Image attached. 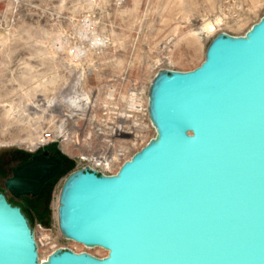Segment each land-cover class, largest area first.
Masks as SVG:
<instances>
[{
    "label": "water",
    "instance_id": "obj_1",
    "mask_svg": "<svg viewBox=\"0 0 264 264\" xmlns=\"http://www.w3.org/2000/svg\"><path fill=\"white\" fill-rule=\"evenodd\" d=\"M148 111L155 137L116 174L78 170L60 192L63 238L107 256L40 262L28 219L0 194V264H264V17L216 36L196 69L157 74ZM63 169L43 151L4 186L36 198Z\"/></svg>",
    "mask_w": 264,
    "mask_h": 264
},
{
    "label": "rangeland",
    "instance_id": "obj_2",
    "mask_svg": "<svg viewBox=\"0 0 264 264\" xmlns=\"http://www.w3.org/2000/svg\"><path fill=\"white\" fill-rule=\"evenodd\" d=\"M263 17L264 0H0V152H40L56 119L69 129L89 119L92 104L124 106L133 92L148 103L157 74L196 69L216 36H243ZM46 148L66 167L42 209L27 208L39 259L52 245L106 257L63 238L55 208L80 162L60 140Z\"/></svg>",
    "mask_w": 264,
    "mask_h": 264
},
{
    "label": "built area",
    "instance_id": "obj_3",
    "mask_svg": "<svg viewBox=\"0 0 264 264\" xmlns=\"http://www.w3.org/2000/svg\"><path fill=\"white\" fill-rule=\"evenodd\" d=\"M139 97L143 106L139 107L137 112L128 108L125 100L124 106L92 104L88 108L89 119L77 121L69 129L64 124L66 118L56 119L58 126L44 132L43 149L60 140L61 147L67 155L79 160L78 170H89L101 175L116 174L114 171L117 166L123 161L124 163L128 161L135 148L138 149L139 146L141 149L144 148L150 142V134L155 133L149 117L148 103L145 106L144 98L142 95ZM62 115L68 117L67 114L60 112L59 116ZM55 209L57 218L58 205ZM40 232L41 230L39 234ZM37 244L42 243L39 240ZM51 248L52 253L58 250L54 245Z\"/></svg>",
    "mask_w": 264,
    "mask_h": 264
},
{
    "label": "flooded vegetation",
    "instance_id": "obj_4",
    "mask_svg": "<svg viewBox=\"0 0 264 264\" xmlns=\"http://www.w3.org/2000/svg\"><path fill=\"white\" fill-rule=\"evenodd\" d=\"M43 151H49L50 155H55L57 158L61 159L51 148H45L40 152H37L30 156L21 152L14 151L0 152V194H3L8 203H10L12 206L19 207L27 219V208L33 207L36 210H40L39 208L42 207L41 205L45 201V198L47 196L48 186L52 181L44 187L41 194L36 198H33L31 196H21L20 198L16 199L5 189L4 185L6 180L12 176V172L14 169L29 162L34 156L41 154ZM62 161L64 162V160ZM65 167L66 162H64V168Z\"/></svg>",
    "mask_w": 264,
    "mask_h": 264
},
{
    "label": "bare ground",
    "instance_id": "obj_5",
    "mask_svg": "<svg viewBox=\"0 0 264 264\" xmlns=\"http://www.w3.org/2000/svg\"><path fill=\"white\" fill-rule=\"evenodd\" d=\"M210 26L208 25L207 27H206V29H207V32H209V30H210ZM82 52V54H85L83 51H81ZM81 54V53H80ZM84 56V55H83ZM77 58V57H76ZM126 102H127V106H128V108H130L131 110H134L135 112H137V111H139V107H141V106H143V102H142V99H140V97L135 93V92H133V93H130V95L128 96V98H126ZM146 103H147V101H145V106H146ZM138 148H140L141 149V147L139 146ZM135 149H137V148H135ZM140 151V150H139ZM138 152V151H137ZM136 153V152H135ZM134 153V154H135ZM75 154V153H74ZM133 154V155H134ZM78 155V154H77ZM131 158H132V156H130ZM130 158V159H131ZM129 159V160H130ZM122 163H124V161L123 162H121L118 166H117V168L115 169V171H114V173H117L118 171H119V167L121 166V164ZM71 250V249H70ZM42 260H40V262H41Z\"/></svg>",
    "mask_w": 264,
    "mask_h": 264
}]
</instances>
